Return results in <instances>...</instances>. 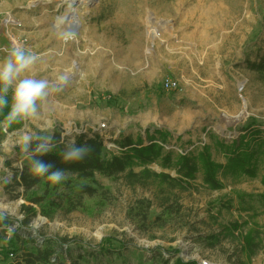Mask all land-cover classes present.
<instances>
[{
    "label": "rangeland",
    "instance_id": "1",
    "mask_svg": "<svg viewBox=\"0 0 264 264\" xmlns=\"http://www.w3.org/2000/svg\"><path fill=\"white\" fill-rule=\"evenodd\" d=\"M14 41L41 57L38 78L68 77L45 109L61 143L98 133L110 157L122 137L147 144L148 131H161L173 161L208 146L213 163L226 166L218 141L230 145L251 125L264 129V70L252 68L264 56V0H0V61ZM167 79L179 88L166 91ZM25 164L18 148L5 161L12 178ZM134 170L154 177L145 186L99 173L93 181L66 178L97 189L72 213L51 199L32 204L30 193L7 192L2 182L0 200L15 202L9 225L26 247L50 243L67 263L264 264V162L255 178L220 174L219 190L202 172L187 181L161 163ZM24 206L37 210L28 227L20 224ZM234 226V235L223 234ZM210 235L222 241L211 247ZM253 241L262 249L250 257Z\"/></svg>",
    "mask_w": 264,
    "mask_h": 264
},
{
    "label": "trees",
    "instance_id": "2",
    "mask_svg": "<svg viewBox=\"0 0 264 264\" xmlns=\"http://www.w3.org/2000/svg\"><path fill=\"white\" fill-rule=\"evenodd\" d=\"M258 72L264 70V56L256 65L252 66ZM149 142L146 144L141 138L133 140L131 137H122L116 141L120 151L118 154H112L106 157V145L101 134L87 136L86 134H78L75 138L77 146H87L91 149L90 155L84 160L76 163H65L61 157V152L68 145L67 142L61 143L60 135L55 136L54 140L57 144L56 149L41 157L46 163L53 166L52 170L62 169L66 171L67 178H76L80 181H93L94 176L99 173L109 177H121L131 185H142L154 177V173L148 171L135 172L134 169L161 163L162 167L176 169V172L183 179L196 180L197 174L202 172L204 184L211 190H219L220 183L217 176L220 174H237L244 175L248 178H255L258 173L259 164L264 162V129L260 125H251L240 131V136L230 145H224L218 141L219 147L225 151L228 163L226 166L213 163L210 156L209 147L205 146L203 152L197 155H179L177 161H173L171 152H164L163 143L169 138L168 136L157 131L154 134L147 132ZM157 136L161 139V143L157 140ZM157 176V175H155ZM163 181L170 183L171 178L163 175ZM170 179V180H167ZM72 181L66 179L60 184L53 185L46 178L33 177L28 165L19 170L15 169L11 184L5 185L7 192H19L23 189L24 194L29 195V202L35 205L47 203L51 199L50 205L56 208L64 209L66 213H72L84 205L86 197H94L97 189L89 185H81L73 187ZM44 185L43 193H38V188ZM60 187H64V194L52 195L57 192ZM49 207V206H48ZM25 218L20 221L21 227H28L31 219L36 216L37 210L32 206H24ZM47 208V207H45ZM43 206V213L49 217V211ZM9 220L7 223L9 224ZM0 228H3L0 225ZM227 237L234 235L239 231L237 226L224 228ZM4 231L0 232V264H78L76 261L67 263L61 260V256L57 254L55 249L46 243L45 247L37 246L35 250L26 247L24 239L17 232L14 233L15 239L10 240L7 244H3L5 238ZM3 239V240H1ZM211 247L222 241V235H210L206 238ZM49 242V240H46ZM56 241V240H55ZM54 241V242H55ZM65 242V241H63ZM58 243V241H56ZM249 248V256L253 257L262 249L260 242L253 241ZM10 254H14V258L10 259ZM176 264H185L177 261ZM189 264H197L191 262Z\"/></svg>",
    "mask_w": 264,
    "mask_h": 264
},
{
    "label": "clouds",
    "instance_id": "3",
    "mask_svg": "<svg viewBox=\"0 0 264 264\" xmlns=\"http://www.w3.org/2000/svg\"><path fill=\"white\" fill-rule=\"evenodd\" d=\"M40 59L31 48L14 41L0 61V137H3L0 139V170L5 173L0 176V182L5 185L11 182L13 175L5 161L17 148L33 177L46 178L53 185L67 178L65 170H52L53 166L41 157L57 147L50 134L55 122L45 115V109L52 94L62 91L68 77L61 75L55 82L38 78L36 65ZM65 128L66 134L71 135L67 125ZM90 152L89 147L77 146L73 139L61 152V157L65 163H76L88 157ZM14 216L15 202L0 200V225L6 230L5 244L15 230V225H9L7 220Z\"/></svg>",
    "mask_w": 264,
    "mask_h": 264
},
{
    "label": "built area",
    "instance_id": "4",
    "mask_svg": "<svg viewBox=\"0 0 264 264\" xmlns=\"http://www.w3.org/2000/svg\"><path fill=\"white\" fill-rule=\"evenodd\" d=\"M163 87L166 91H175L179 88V83L176 80L167 79L165 80ZM10 258H14V254H10Z\"/></svg>",
    "mask_w": 264,
    "mask_h": 264
},
{
    "label": "bare ground",
    "instance_id": "5",
    "mask_svg": "<svg viewBox=\"0 0 264 264\" xmlns=\"http://www.w3.org/2000/svg\"><path fill=\"white\" fill-rule=\"evenodd\" d=\"M49 100H51V98H49Z\"/></svg>",
    "mask_w": 264,
    "mask_h": 264
}]
</instances>
